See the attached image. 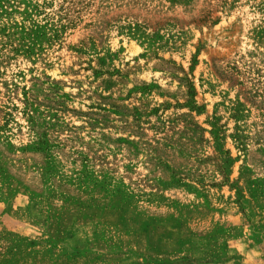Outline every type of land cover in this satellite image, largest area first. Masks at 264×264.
<instances>
[{
  "label": "rangeland",
  "instance_id": "1",
  "mask_svg": "<svg viewBox=\"0 0 264 264\" xmlns=\"http://www.w3.org/2000/svg\"><path fill=\"white\" fill-rule=\"evenodd\" d=\"M0 264H264V0H0Z\"/></svg>",
  "mask_w": 264,
  "mask_h": 264
}]
</instances>
